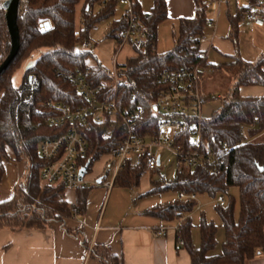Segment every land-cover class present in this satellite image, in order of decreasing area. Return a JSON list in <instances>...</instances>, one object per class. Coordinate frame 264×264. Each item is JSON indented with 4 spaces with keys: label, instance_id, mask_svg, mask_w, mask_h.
<instances>
[{
    "label": "trees",
    "instance_id": "trees-1",
    "mask_svg": "<svg viewBox=\"0 0 264 264\" xmlns=\"http://www.w3.org/2000/svg\"><path fill=\"white\" fill-rule=\"evenodd\" d=\"M193 18L178 20V34L175 49L161 55L155 63L148 52H139L138 57L128 62L134 67L129 74L134 85L131 90H120L124 102L120 107L143 108L146 110L145 124L155 119L150 107L158 90L157 76L163 69H181L195 65L202 52L200 38L205 35L208 19V5L204 0H193ZM81 10V25L77 24L78 7ZM264 0H249L245 10L263 7ZM117 0H28L27 8L19 18L20 51L0 77V183L5 174L4 160H8L6 148L13 151L16 160L26 162L27 174L21 187H17L10 200L0 202V231L7 229L14 233L25 229L43 230L50 223L59 222L65 227L66 219L86 215V203L94 186L79 187L76 190L77 203L70 205L65 199L64 185H48L42 181L45 166L39 158V146L45 140L61 137L73 126L88 142L89 150L81 162L88 166L90 173L97 162L121 143V137L108 122L96 124L66 123L51 126L48 116L56 115V109L48 103L61 104L75 109L83 104V99L68 76L79 69L92 72L94 84H110L109 70L101 64L93 67L86 62L90 53L80 52L78 47L90 38L91 31L102 21L114 18L118 11ZM136 17L147 26L157 42L160 24L168 20L167 0H154L149 13L142 11L134 0ZM231 41L236 49L234 62L212 65L207 60L203 68L214 73L230 72L234 85L227 92V100L214 112L210 120H205L206 137L219 149V155L212 166L197 169L179 168L176 179L171 183L157 185L152 193H183L186 195H207L212 199L228 195L232 188L240 192V213H235L236 201L228 198L222 205L218 203L216 213L224 229L226 239L222 254H213L218 242V226L205 218L199 225L200 246L193 242L194 229L191 215L198 203L191 200H175L166 205L149 209L164 226L175 225L181 220L175 232L177 244L190 256L191 264H248L249 261L264 256V143L248 142L244 128L264 130V97H244L242 88L264 87V52L255 62H247L239 52V18L230 17ZM48 24V26H46ZM126 26L123 16L115 20L107 34V39L120 41ZM76 33H79L76 36ZM11 51V38L7 28L5 12L0 9V66ZM35 60L25 72L23 83L16 87L13 82L16 72L28 62ZM35 78L34 85L32 80ZM111 87H108V91ZM135 100L132 101L131 97ZM206 97V96H205ZM139 125V128L144 126ZM144 130V129H143ZM229 150L223 151L222 145ZM144 176L142 160L133 163L127 160L120 170L114 185L125 189L140 186ZM81 239L90 250V257L101 264H123L109 247L93 246L84 237L83 231L73 234ZM180 241L184 242L180 246Z\"/></svg>",
    "mask_w": 264,
    "mask_h": 264
},
{
    "label": "built area",
    "instance_id": "built-area-1",
    "mask_svg": "<svg viewBox=\"0 0 264 264\" xmlns=\"http://www.w3.org/2000/svg\"><path fill=\"white\" fill-rule=\"evenodd\" d=\"M8 0H0V9ZM122 7L126 26L120 41L115 42L117 48L112 57L113 70L109 71L110 84L92 81V72L89 69H79L67 78L76 87L83 99V104L75 109L54 104L57 114L48 116L47 123L51 126H62L66 123L78 124L89 120L96 124L108 122L112 129H116L121 137V143L114 147L108 154L109 161H116L112 182L102 183L98 180L91 182L85 176L80 179V170L83 158L89 150L88 142L79 133L75 126L71 127L64 135L52 140H45L39 146V158L45 166L41 173L42 181L48 185L62 184L66 189L76 190L79 187L104 184L111 188L127 160L137 157L142 160L145 173L156 174L161 168V155L157 151L166 149L177 156L180 168L197 169L212 166L219 155V149L212 145L206 137L205 119L203 118V105L205 94L202 90V62L207 60L204 52L199 53V61L195 65L181 69H163L157 76L158 90L151 102V111L155 117L153 123L145 124L146 110L143 108L120 107L123 98L120 90H131L134 82L129 77L134 67L128 62L138 57L139 52H148L153 63L160 58L157 53L154 36L134 13V0H117ZM212 10H216L220 0H204ZM28 0H20L18 9L19 18L27 8ZM242 20L250 29L264 27V9L255 7L242 13ZM207 29L216 31L215 21L207 23ZM79 33H76L78 36ZM200 45L211 41L205 36L200 38ZM128 46L134 50L135 55L127 59V63L120 65L118 56ZM88 49L93 48L90 41L86 42ZM33 78L32 85H34ZM108 87L111 90L108 91ZM214 101L222 100L219 95L212 94ZM134 101L135 97L132 96ZM144 123L142 128L139 125ZM144 129V130H143ZM246 129V128H244ZM243 129V130H244ZM223 151H228L227 143L222 145ZM134 163V162H133ZM88 174V173H87ZM181 200H191L198 203L196 194H179ZM218 203L224 204L225 198L219 197ZM200 207L197 206V209ZM74 216L78 215L76 209L72 210ZM178 224L161 226L154 230L156 238L166 237L170 231L177 232ZM180 246L184 245L180 241Z\"/></svg>",
    "mask_w": 264,
    "mask_h": 264
},
{
    "label": "crops",
    "instance_id": "crops-1",
    "mask_svg": "<svg viewBox=\"0 0 264 264\" xmlns=\"http://www.w3.org/2000/svg\"><path fill=\"white\" fill-rule=\"evenodd\" d=\"M153 2L154 0L144 2L145 8L141 4L142 11L149 13L153 8ZM167 3L170 17L168 20L178 22L179 19H191L195 15L193 0H167ZM240 3L243 8L249 6V0H242ZM222 8L220 0L217 9L211 10L218 13L216 19L209 20L215 21L217 27ZM260 8L264 9V5ZM248 29L252 33L258 29L264 36V27ZM206 30L213 33V36L207 38L211 41L201 46L208 60L211 49L215 46L221 48L224 42L216 37L217 29ZM233 49L232 57L236 54L234 45ZM227 52L231 51L228 49ZM263 52L264 38L250 56L252 58H248L247 54L242 55L246 60H253L258 59ZM242 90H246L245 95L241 93ZM241 91L240 94L244 97H264V87L261 86L245 87ZM249 134L251 139L259 135L255 128H252ZM6 153L8 160H4L5 174L0 183V202L13 197L16 188L22 186L27 174L26 162L16 160L9 148H6ZM98 175L93 179L87 177L86 179L91 183L100 179ZM148 175L144 172V176ZM115 187L117 186L107 188L104 184L94 186L87 199L86 215L66 219L65 227L62 223L52 222L43 230L25 229L18 233L7 229L1 230L0 264H101L90 257V250L84 247L81 239L73 235L78 231H83L91 248L97 245L109 247L114 255L122 259L123 264H191L189 254L178 246L175 232L170 231L163 238L154 236V230L164 226V223L147 213L150 208H146V203H143L145 201L142 199L138 201L133 195L121 193L122 191ZM76 190L66 189L65 192V199L72 206L77 203ZM146 195L148 194L143 196ZM198 206L200 207L198 210L201 211L199 203ZM248 264H264V256L257 257Z\"/></svg>",
    "mask_w": 264,
    "mask_h": 264
},
{
    "label": "rangeland",
    "instance_id": "rangeland-1",
    "mask_svg": "<svg viewBox=\"0 0 264 264\" xmlns=\"http://www.w3.org/2000/svg\"><path fill=\"white\" fill-rule=\"evenodd\" d=\"M151 0H138L140 5L142 4L143 8L144 2ZM242 0H222V10L220 11L217 34L216 37L219 40L224 42L221 48L215 46L208 54V64L220 65V64H229L234 62V58L232 54L234 53L233 44L229 41V35L231 33V19L230 17L239 18V51L241 58L246 60L243 55H249L248 58H252V53L254 52L257 45L262 43L264 38L263 34L258 32V29L252 33L248 29L247 24L242 20L241 11L244 9L242 4L240 3ZM229 6H228V5ZM238 4V5H237ZM82 4L78 7L77 12V24L81 25V10ZM208 19L213 20L216 19L218 13H214L211 11V7L208 6ZM123 8L119 7L117 14L114 18L104 20L100 22L90 33V41L93 45V48L88 49L86 47V42H83L79 45L78 50L84 53H90L86 58V62L89 66L93 67L97 64H101L103 67L108 69L109 71L113 70L112 57L115 54V49L117 45L115 41L107 39V34L111 28L112 23L121 18L123 16ZM208 30H206L207 32ZM178 34V22L175 20H166L162 24L159 25L157 30V42L156 48L157 53L161 55H165L171 53L175 49L176 45V35ZM210 35V36H209ZM213 36V33H205L206 38H210ZM231 52H227V50ZM243 53V55H242ZM135 52L130 47L126 46L121 54L118 56V62L120 65H124L127 63V59L133 57ZM255 58V57H253ZM35 60L28 62L23 68L19 69L14 75L13 82L16 87H20L23 83V78L26 70L35 63ZM253 60H246L254 62ZM205 70V69H204ZM206 71V70H205ZM202 90L205 94V103L203 105V118L205 120H210L214 114L217 112L222 106V102L227 100V92L229 88L234 85V78L230 72L223 73H214L210 70L203 72L202 74ZM241 93L245 95L246 90H242ZM215 94L222 97V100L214 101L210 98V95ZM252 128L244 129V135L248 142L255 143H264V130H259L255 128V131L259 133L255 139H251L249 131ZM1 147V145H0ZM1 151V148H0ZM157 154L161 155V168L157 171L156 174H149L148 176H144L141 180V184L139 187L128 190L119 187H115L118 191H122L121 193L127 195H133L138 199L144 200L146 203V208H154L159 205H166L172 201L179 199V194L170 192V193H152L148 194L151 189L155 188L157 185H164L165 183L173 182L179 170V163L177 161V156L172 151L162 149L157 151ZM137 157H133V162L137 163ZM116 167V161H109L106 157H103L99 162H97L90 173L86 176L88 179H93L97 174L100 178H104L105 183L112 182L113 173ZM119 192V193H120ZM148 194L146 196H143ZM198 203L202 207L201 211L197 208L194 210L191 215L194 229L192 232L193 242L196 246H200V230L199 225L203 218H205L208 222H213L216 226H218L217 233V242L218 245L213 252V254L219 255L222 254L223 244L226 239V234L224 229L221 227L220 219L216 213V207L218 205V198L212 199L207 195H198ZM233 197L236 201L235 213L239 216L240 213V192L237 188H232L229 190L227 196H225L226 204L228 203V198ZM222 204V205H226ZM181 221V220H180ZM178 221L176 224H178Z\"/></svg>",
    "mask_w": 264,
    "mask_h": 264
},
{
    "label": "water",
    "instance_id": "water-1",
    "mask_svg": "<svg viewBox=\"0 0 264 264\" xmlns=\"http://www.w3.org/2000/svg\"><path fill=\"white\" fill-rule=\"evenodd\" d=\"M20 5V0H8L4 6L3 10L5 12V19L7 22V28L11 38V51L8 57L0 66V77L9 68L17 57L20 51V32H19V15L18 9ZM48 26V24L46 25ZM88 173V166H85L80 170V179L82 180ZM98 183H102V179L98 180Z\"/></svg>",
    "mask_w": 264,
    "mask_h": 264
}]
</instances>
